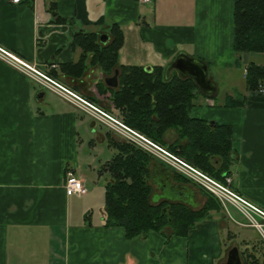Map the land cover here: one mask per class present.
<instances>
[{
	"label": "crops",
	"instance_id": "0c3cea01",
	"mask_svg": "<svg viewBox=\"0 0 264 264\" xmlns=\"http://www.w3.org/2000/svg\"><path fill=\"white\" fill-rule=\"evenodd\" d=\"M114 25L124 33L121 64L162 66L166 76L181 74L169 70L179 54L207 65L216 89L209 94L199 86L192 115L232 127L234 154L225 177L232 178L235 192L264 210V81L251 90L245 75L250 63L264 66V53L245 52L236 63L234 0H0V46L122 118L110 98L119 73L106 74L90 55L81 75L68 67L83 56L74 34L94 32L104 43ZM116 75L118 85L108 81ZM116 133L0 57V264H224L235 246L242 264H264V226L252 225L229 202L186 235L166 227L129 238L123 227L106 225L111 176L105 164L121 141ZM177 136L170 129L165 140L169 144ZM102 147L111 150L105 162ZM68 170L87 193H66ZM165 171L172 184L190 188L192 197L203 195L196 185L178 183L172 169L158 162L155 184ZM169 199L180 201H160ZM196 200L189 204L200 208Z\"/></svg>",
	"mask_w": 264,
	"mask_h": 264
},
{
	"label": "trees",
	"instance_id": "16d2710c",
	"mask_svg": "<svg viewBox=\"0 0 264 264\" xmlns=\"http://www.w3.org/2000/svg\"><path fill=\"white\" fill-rule=\"evenodd\" d=\"M123 43L124 33L119 25L112 26L110 38L104 43L94 32L76 33L74 44L82 47L83 56L68 67L74 69L76 76L81 75L90 55L92 64H98L106 74L118 70L119 86L111 90L110 98L112 106L121 111L122 120L193 166L224 181L234 154L232 127L218 123L210 126L208 120L192 115L201 93L194 78L176 71L166 76L162 66L147 70L140 65L121 64L119 53ZM234 49L237 64L245 52L264 53V0H234ZM263 81L264 66L250 63L247 88L255 90ZM237 103L243 105L242 101ZM170 129L178 136L168 144L165 135ZM114 146L117 151L105 164L111 176L106 185V225L123 227L129 238L166 227L175 234L186 235L196 223L210 217L212 210L223 209L218 198L169 166L178 183L198 186L206 202L200 208L182 200L153 202V168L157 162L167 165L125 140L115 142Z\"/></svg>",
	"mask_w": 264,
	"mask_h": 264
},
{
	"label": "built area",
	"instance_id": "2783aa9c",
	"mask_svg": "<svg viewBox=\"0 0 264 264\" xmlns=\"http://www.w3.org/2000/svg\"><path fill=\"white\" fill-rule=\"evenodd\" d=\"M9 1L17 4L23 0ZM140 1L142 3L152 2V0ZM0 57L28 75L36 77L43 85L54 90L66 100L73 102L85 112L106 124L108 127L117 132L125 141L147 151L154 157L169 165L171 168L182 173L184 176L194 181L203 189L218 198L224 206H226V203L228 202L235 204L245 214V216L249 218L252 225L263 230L264 224L260 222L257 216L264 219V210L253 205L235 192L230 186L232 182V178L230 176H226L224 181L215 179L208 173L196 168L176 153L170 151L165 146L155 142L145 134L129 126L111 113L103 110L89 100H86L74 91L66 88L55 79L41 72L35 65L30 64L16 53L7 50L2 46H0ZM247 72L248 69H245V75ZM260 91L264 94V88ZM64 186L68 195H83L88 191L84 182L72 170H68L66 172Z\"/></svg>",
	"mask_w": 264,
	"mask_h": 264
},
{
	"label": "water",
	"instance_id": "95a60500",
	"mask_svg": "<svg viewBox=\"0 0 264 264\" xmlns=\"http://www.w3.org/2000/svg\"><path fill=\"white\" fill-rule=\"evenodd\" d=\"M147 70H151V67H147ZM176 69L178 70L182 76L192 77L196 80L198 85L207 93L211 94L216 88L213 82L208 78V68L205 63H203L200 59L188 57L185 54H179L174 62L169 67V70ZM118 74L119 71L117 70ZM110 81L116 80V85H118L117 75L113 78H110ZM210 126L216 125L214 120L209 121ZM166 174L165 179L160 180L161 186L164 188L167 187V182L171 184V173L169 171L164 172ZM174 185V184H173ZM174 190L183 189L181 186H173ZM224 264H242L240 252L238 248L235 246L229 251L227 262Z\"/></svg>",
	"mask_w": 264,
	"mask_h": 264
},
{
	"label": "rangeland",
	"instance_id": "374dc122",
	"mask_svg": "<svg viewBox=\"0 0 264 264\" xmlns=\"http://www.w3.org/2000/svg\"><path fill=\"white\" fill-rule=\"evenodd\" d=\"M19 56V55H18ZM21 57V56H20ZM12 65V64H11ZM13 66V65H12ZM15 67V66H14ZM15 68H17V67H15ZM18 69V68H17ZM19 70V69H18ZM237 79H238V77H237V75L235 76V80H236V82H237ZM220 86H221V88L222 89H224L227 85L224 83V81L223 80H220ZM233 83V81H230V85ZM53 98H55L54 96H53ZM56 99V98H55ZM93 103V102H92ZM113 115V114H112ZM115 116V115H114ZM115 117H117V116H115ZM120 120H122V118L120 117L119 118ZM108 127V126H107ZM110 128V127H109ZM113 130V129H112ZM114 131V130H113ZM115 132V131H114ZM116 133V132H115ZM117 134V133H116ZM120 136V135H119ZM169 138V137H168ZM119 139H121V141H124V139L122 138V137H119ZM170 139V138H169ZM87 142V144H86V148L87 149H89V140L88 141H86ZM102 148H103V150H102ZM101 148V150H102V152H100L101 153V159H102V161H106V159H108V157H109V154H110V152H111V150L108 148V147H102ZM108 150H109V152H108ZM114 153V152H113ZM113 153H112V155H113ZM196 168H198L197 166H195ZM198 169H200V168H198ZM108 172V171H107ZM109 173V172H108ZM159 177H155L154 179H155V181H156V184L154 183V181L153 180H150L151 181V183H152V185H153V193H154V195L152 196V199H153V201L154 202H158V201H160V199H161V197H170V198H172V199H179V200H182V201H184V202H188V203H192L193 205H195L196 204V202H195V198H197V202L198 203H201V205H203V204H205V202H206V198L203 196V195H198V194H196V197L194 198V197H192L194 194L193 193H191V191H190V188H183V189H181V191L180 190H174V188H173V184L171 183L170 184V182H167V187H163V186H161V184H160V182H159V180L160 179H165V177H166V174L165 173H161V172H159ZM224 207V206H223ZM224 210H226L225 208H223Z\"/></svg>",
	"mask_w": 264,
	"mask_h": 264
},
{
	"label": "flooded vegetation",
	"instance_id": "af4514ba",
	"mask_svg": "<svg viewBox=\"0 0 264 264\" xmlns=\"http://www.w3.org/2000/svg\"><path fill=\"white\" fill-rule=\"evenodd\" d=\"M115 72H116V71H115ZM109 80H111V79H109ZM109 80H108V81H109ZM168 201H170V199H169Z\"/></svg>",
	"mask_w": 264,
	"mask_h": 264
}]
</instances>
